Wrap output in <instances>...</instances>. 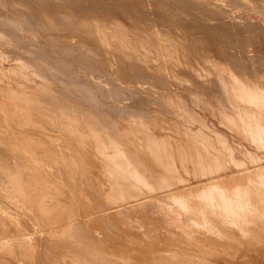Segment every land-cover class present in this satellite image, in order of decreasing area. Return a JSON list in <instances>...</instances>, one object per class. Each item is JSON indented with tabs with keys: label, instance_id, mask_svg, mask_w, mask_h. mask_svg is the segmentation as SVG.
Returning a JSON list of instances; mask_svg holds the SVG:
<instances>
[{
	"label": "bare ground",
	"instance_id": "1",
	"mask_svg": "<svg viewBox=\"0 0 264 264\" xmlns=\"http://www.w3.org/2000/svg\"><path fill=\"white\" fill-rule=\"evenodd\" d=\"M146 1L148 7L142 8ZM247 1L264 10V0ZM117 9L128 12L134 26L142 19L155 18L154 24H161L160 28L170 27L196 73L163 56L157 48L143 46L157 56L164 66L163 72L169 66L184 75L182 78L201 75L204 81H196L199 77L189 81L201 92L192 90L186 97L179 94L174 101L162 97L163 93L159 97H144L145 88H164L168 79L159 72L147 71L140 61L143 57H128L123 45L115 44V30L103 25L111 24L109 17ZM225 10H212L205 0H0V154L20 155L13 151L10 134L19 146L21 138L31 137L25 150L32 153L35 149L45 160L51 159L50 153H58L53 159L62 165L63 171L57 173L65 175L66 179L59 178L69 186L76 184V174H82V183L94 185L88 195L94 200L90 206L97 211L86 219L76 217L73 209L68 211L66 220L51 218L61 211V205L47 193L46 185L56 181L47 174L42 177L38 167L32 168L33 176L25 177L16 171L14 163L1 161L0 183L12 190L0 193V225L11 224L17 217L40 221L48 218L38 234L50 239L37 241V246L41 244L39 249L35 247L38 252L24 264H98L99 251L104 253L108 248L143 254L164 251L147 259L152 264H220L226 260V254H232L241 264H255L253 255L261 253L248 251L251 246L240 236L247 232L259 236L255 231L264 228V193L255 188L252 195L239 183L228 185L226 181L232 177L226 175L225 162L235 158L228 155L232 150L241 149L237 139L255 141L264 135V81L257 79L264 75V63L247 49L249 43L263 40L259 34L264 28L258 21L238 23L231 15H225ZM230 40L240 48L231 51L234 46L228 48L233 45ZM106 50L116 64L113 70L119 75L124 73L119 82L124 84L126 75L136 85L128 84L124 89L117 86L105 64ZM207 50L213 52L207 54ZM249 57L253 61H247ZM216 59L222 66L217 65ZM85 70L91 75H84ZM225 75L236 76L227 80ZM173 83L171 80L170 86ZM228 89L236 94L234 99L228 97ZM125 95L131 100L123 102ZM127 111L134 113L133 119L124 114ZM42 117L50 128H57V134H51L47 125L41 126ZM219 125L232 130L237 137L236 146H230L232 138L228 137L231 141L227 142ZM180 127L184 128L180 134L184 139L176 138ZM41 135L45 137L42 141L37 139ZM82 151L81 156L73 154ZM84 152L96 155L92 159ZM234 163L239 165L241 161L237 157ZM45 165L51 167L48 161ZM87 170H93L92 176ZM175 171H192L196 179L185 184ZM178 183L183 187H172ZM103 184L108 187H100ZM181 193L182 203L178 197ZM104 197L116 200L107 203ZM257 197L262 204L258 209ZM14 199H18L17 204L11 202ZM256 224L257 228L251 229ZM4 228L1 232L7 229ZM239 232L241 235H237ZM131 258L135 264L142 260ZM11 259L16 261V256ZM114 259L112 263L117 262ZM109 260L102 258L101 262L108 264Z\"/></svg>",
	"mask_w": 264,
	"mask_h": 264
},
{
	"label": "rangeland",
	"instance_id": "2",
	"mask_svg": "<svg viewBox=\"0 0 264 264\" xmlns=\"http://www.w3.org/2000/svg\"><path fill=\"white\" fill-rule=\"evenodd\" d=\"M205 1H206L207 7L210 8V9H212V10L218 11L221 8L224 9V10L226 9L225 12H224L225 15H229V16L231 15L230 17H232V19H236L238 21V23L240 22V23L245 24L248 21H251L252 23L253 22L255 23V22L258 21L257 23L264 28V10L262 9V6L261 5L256 4L253 1H247V0H224L221 3H220L221 0H205ZM207 1L208 2L210 1V2L207 3ZM148 4L149 3L146 1V2H144L141 5V7L142 8H147L148 7ZM243 5H245V6H243ZM255 6H256L257 10H256ZM230 8H231V10H230ZM258 8H260V10ZM113 12L115 13V16H113L112 14H114V13H112L110 15V17H109V18H111L110 19L111 20V24H104L103 27H106V28L107 27H109V28L112 27V29L115 30V37H114L115 38V44H119V45L122 44L123 47H124L123 48L124 49V52H125L126 56H128V57H131V58H134V59H138V58L140 59V58L143 57V60L140 59V61H141V64L145 66L144 69H146V70L149 69L150 71L152 70L154 73L155 72H159V73L165 75L167 77L166 79H168L167 80L168 81V84H167V86L165 85L167 87V91H166V87L160 88V89H158V87H157L156 89H151V90H148V91H147L148 88L147 89L145 88V90L142 93V95H144V97H147L148 95H150V96H153L154 95L156 97H159L163 93L162 94L163 95L162 97L166 96L165 98H169V99H171V100L174 101L177 97H179V94H180L181 97L185 94L184 97H186V95L189 96V94L192 92V90H194L193 92H195V93L196 92H201V90H198V89L196 91V89H194L195 85L189 83V81L190 82L191 81H195V79L198 78V77L199 78L196 81H204V78L201 77V75H194V76L191 75V77H190L191 80L188 79V78H182L184 75H181L180 76L179 75L180 73L178 72V70L172 69V68L170 70L169 66H167L166 72L165 71L163 72L164 66L161 63L158 62L159 60H158L157 56H155V54L153 53V51H150L151 49H156L157 48V51H159V53L162 52L163 53V56L170 58L173 62H176L178 64H181L182 66H184V68H186L187 70H189L190 73H196L194 71L193 66H190L191 64H189L188 57L185 55V53H183L184 51H182V48L179 47L180 46L179 41L173 38L174 36L171 33L172 31H170V27H168L166 29H165V27H167V26L162 27L163 29L160 28L159 26H161V24H158L157 22H155V24H154V19L155 18L153 20H149L151 25H148L149 24V21H146L145 19H142L141 23L135 24V26H134L135 21H133V18L130 16V14L128 12L126 13L125 11H122V10L119 12L118 9L115 10V11H113ZM117 13H119V14H117ZM233 13H234V15H233ZM120 14H122L121 15L122 17H120ZM123 14H125V15L123 16ZM229 16H227V17H229ZM123 20H125V21H123ZM131 20L133 21L132 24L130 22ZM246 20H248V21H246ZM124 22H125V24H124ZM145 23H146V25H145ZM121 24H122V26H121ZM124 25H125V27H124ZM143 25H145V26H143ZM146 26H147V28H145ZM126 27H128V28L131 27V28L128 29ZM41 28H39V29H41ZM122 28H123V30H122ZM142 28H143L142 34L144 36L141 34ZM147 29H149V30H147ZM127 31H129V32L132 31V32L131 33H128ZM134 31L138 33L137 36H136V33L133 34ZM94 32L97 33V34L99 33L98 32V29H96V28L94 29ZM167 32H168V34H167ZM169 32L172 34V37H171V34ZM236 34H237V36H239V35H241V32H236ZM263 34H264V31H263V33L261 32L259 34V37L261 36L263 38L264 37ZM148 36H149L150 39L149 38L147 39ZM169 36H170V38H169ZM71 39L72 40H75L74 37H72ZM151 39L153 41H151ZM261 40L259 42H257V43H251V44L249 43V46L250 47L248 45H247L248 47L247 46L246 47H247V49L250 50L249 51V54H251V56H252V54H253V56H254V54H256L255 55L256 58H259L260 57L257 61L263 59V61H260V63L261 62L264 63V53H262V51L264 52V38H263L262 41ZM130 41H132V43ZM138 41H140V42H138ZM231 43H233V42L230 40L229 44H231ZM163 44H165V45L163 46ZM143 45H146V46H148L151 49L148 50ZM127 46H128V48H127ZM233 46H234V43H233V45L228 46V48L230 49V47H233ZM237 47L234 46L233 47L234 49L231 48L230 50L231 51H236L235 49ZM179 48H180V50H179ZM238 48H240V47H238ZM134 51L137 52L138 55H135ZM149 51H150V53H149ZM104 52H105L104 54H105L106 60H107L105 64H106V66H107L108 69H111V71H109L110 74H111V78L114 79L115 82H117V86L120 85L119 87L120 88L123 87V89H124V87H127V86L129 87L130 86L128 84H134V85H136L137 83H134L135 81L129 79V76H126V75H125L124 78L128 82L127 85H126V81L124 82L125 86H123L124 85L123 82H119V80H120L119 78H121V77L123 78L122 75H124V73H121L119 75V73H117L115 71V69L113 70V68L116 66V64L114 63V61L112 59L110 60V58H112V57H109L110 56L109 50H108V53H107V50L104 51ZM211 52H213V51L207 50V54H211ZM133 53H134V55H133ZM148 53H149V55H148ZM150 56H151V58H150ZM185 57H186V59H185ZM144 59H145V61H144ZM250 59H251V57H249V59L247 61H249V62L250 61H253V59L252 60H250ZM3 61H4V64H6L7 61H5V60H3ZM110 61H111V64L109 63ZM216 61H217V65H219V67L222 66V64L220 63L219 60L216 59ZM114 64H115V66L113 67ZM88 71L89 70H85L84 75L90 76L91 75L90 74V71L89 72ZM117 75H118V77H117ZM192 76L194 78H192ZM234 76H236V75H227V76L225 75V79L228 77L227 80H230V79L231 80H234ZM241 76L247 77V78H253V76H255V75H253V76L252 75L251 76L248 75L249 77L246 76V75H241ZM257 76L258 75H256V77ZM259 76L264 77V75H259ZM258 77H257V79L259 81L260 80L264 81V79H261V78H258ZM171 80H172V83H173L174 80H176V84L173 83L174 85H171L170 86ZM250 80H252V79H250ZM132 81H133V83H132ZM181 83L184 84V85H181ZM179 85H180V87H179ZM146 86L148 87L147 84H146ZM169 86L170 87H173V88H169ZM181 86H182V88H181ZM178 88H181V90L178 89ZM164 89H165V91H164ZM156 90H157V92H156ZM159 91L161 93H159ZM188 91H189V93H188ZM227 91H228V97L230 99H234V97H236V94H234L230 89H228ZM175 92H176V94H175ZM158 94H159V96H158ZM124 97H127V99L125 98L126 101L123 100V102H127L130 99V98H128L129 97L128 95H125ZM172 97L174 99H172ZM188 104L191 105V103L189 101H188ZM153 107L156 108L158 106L157 105H155V106L153 105ZM227 110H229L228 111L229 114L230 113L231 114L233 113L232 109H230V107L228 108V106H227ZM131 112L132 111H127V112H124V114L127 115V116H129L130 119H133L132 116H133L134 113L133 112L131 113ZM263 116H264V114H263ZM207 117H208V119H211V121L213 122V124L214 123L216 124V122H214L215 120H213L211 117L209 118V116H207ZM119 121L123 122V119H119ZM40 124H41V126L47 125L46 127H48L50 130H52V131H50L51 134H57V128H55V127H53V128L51 127L50 128V125H48V123L46 124V122H45V120H44L43 117L40 119ZM217 124H216V126H217ZM38 127L41 128L40 125ZM225 127L223 128L221 125H219L218 126V129L221 130V132L223 130L225 131L224 133H225V137L227 136L226 137V139L228 140L227 142L231 141V139L229 138L230 139L229 140L228 137H231L232 138L231 143H229L231 147L236 146L235 142H237L236 141L237 137H235L231 133L232 130L230 128H225ZM53 129H54V132H53ZM183 130H184V128L180 127V129L177 131V134H179V135L176 134L177 135V137H176L177 139H178V137L180 139L181 138L184 139V135L181 136L183 134V132H184ZM228 132H229V134H228ZM222 136L224 137L223 133H222ZM40 137L39 138L36 137V138L38 140H41V141L44 140V138H45L42 135ZM37 139H35V140H37ZM237 140L239 141V146L241 147V149H239V151H237L238 149H234L228 155H230V154L232 155L233 154L232 156H234L236 159L238 157L239 160L241 161V163L239 164L240 166L237 165V164L235 165V163H234V161H236L235 158H233V159L225 162V167L227 165V167L225 168L226 175L227 176L230 175V177H232L231 179L227 180L226 183L227 184L229 183L228 185H230V184L231 185H235L236 183H239L241 186H244V188L245 187L248 188L247 189V193L248 194H252L253 195L255 188L256 189L258 188V190L260 189L259 192L264 193V191H263L264 190V184H263V182H264V155H263V153H264V141H262V140H264V135H263V138L262 139L255 140V141L245 140L244 138L237 139ZM10 141H11V144H12L13 151L16 152V153L19 152L20 155H18V157H12L11 155H3V154H0V156H1L0 157V162L1 161L2 162L4 161V162L9 163V164L14 163V165H15L14 168L15 169L17 168L16 171L19 174H24L25 177L33 176L32 168L38 167L37 169L40 171L42 177L45 174H47L49 176V178L53 179V181H56L55 184L52 183V184H47L46 185V190H48L47 193H50L51 196L56 197L57 200H59V203L61 205V209H60L61 211L58 214H54L53 216L51 215L52 216L51 218L58 216L60 218H63V220H66L67 219L66 215L68 214V211L70 212V210H72V209L73 210L71 212L74 213L75 216L78 217V218H80V219H86L87 217L90 218L92 216H95V212H97V211H95L96 208H94L93 206H90V205L93 204L92 201H94V200H92L89 197V195H88V192L90 190V187H93L94 185L91 184V185L87 186L86 184L82 183L84 181L82 174H76L75 175L76 184L74 185V187H71V186L68 185V183L64 179H62V177L59 178V176H63L65 178V175H63L62 172H61L62 173L61 175H60V173H57V172L63 171L62 165H60L59 162L55 158L53 159V157H57L59 155L58 153H55V154H54V152L50 153L49 156H51L50 157L51 159L45 160L44 157L42 156V154L38 153L35 149H34V151L32 153L30 151H26L25 150V148L28 146V143L30 141H32L31 137H29L28 139L27 138H21V141H23L21 143V146L13 143V139L11 137V134H10ZM105 144H107V143H105ZM109 145L110 144H107L105 146L109 147ZM227 145H228V143H227ZM251 145H252V147H251ZM74 146H77V145H74ZM247 146H248V148H247ZM252 149H253V151H252ZM249 150H251V151L249 152ZM82 153H83V151L82 152L73 153V154L74 155L77 154V155H80L81 156ZM65 154H67V153H64V155ZM70 154H72V153H70ZM84 154L87 155V156H89V157L92 156L91 157L92 159H94V157L96 155V153H93V152H84ZM252 154L254 155V158H253V155ZM248 156H250V158H248ZM245 159H247V160H245ZM47 161H48V163L50 164L51 167H48V166L45 165ZM233 164H234V166L239 167L238 170L236 169V167L233 166ZM58 166L61 167L62 169L61 170L58 169ZM229 167H230V169H229ZM52 171H53V173L54 172L55 173L53 174ZM87 171L90 172V176H92V171L93 170H91V171L90 170H87ZM1 173H2V170H0V177L2 175ZM178 174H180V175H178ZM181 174H182V176H181ZM55 175H57L58 177L55 176ZM175 175L178 176V177H180L181 179H183L182 182H184L185 184L193 183L195 181V179H196V176L192 173V171H189V172L187 171V173H181L180 171L179 172L178 171H175ZM183 175L184 176L186 175V177H184ZM189 175H190V177H189ZM63 182H64V184H63ZM56 183H58V185H56ZM184 183H183V185H185ZM255 183H256V185H255ZM101 186L108 187V185H106V184L100 185V187ZM172 187H174V188H182L183 186H182V183H178V184H176V185H174ZM252 187H253V189H252ZM4 190L11 191L12 189H10L9 187H6L2 183H0V193L2 194L3 192H5ZM249 190H250V193H249ZM64 194L65 195L67 194L66 195L67 196L66 198H65ZM81 194H82V196H81ZM73 195H75V196H73ZM68 196H69V198H68ZM178 197H179L180 203H182V201H183L182 200L183 193L179 194ZM102 199L108 200L107 203L108 202L111 203V202H114L116 200L115 197H111V198L110 197H104ZM257 199H258V197H257ZM257 199H256V204L258 203L257 206L259 205L257 207V209H258L259 207H261L262 204H261V201L259 199L258 200ZM17 200L18 199H14V200H11V202H13V203L15 202L17 204V202H18ZM24 202L27 203L26 200H24ZM65 202H67V203H65ZM153 202H154V200H153ZM23 208L26 209V207H23ZM65 208H66L67 212H66ZM17 209H20V208H17ZM74 209H75V211H74ZM86 210H89V211L91 210V213L90 212L89 213H86ZM18 219L21 221V223L23 225L20 224V221ZM23 219H24V222H23ZM47 219L48 218L44 219L43 221H40V219H34V218L33 219H30V218H27V219L26 218H22L21 219V217H17V219H15L11 224H5V225L2 224V226L0 225V227H1L0 228V235H1L0 236V246H1L0 247V250H1L0 256H1V259L0 260H2V261H0V264H16V263L17 264H22V263L24 264L26 261H32L34 259V256H33L34 252L37 253L38 252L37 249H39V247L41 246V244L38 245V246L36 245L37 241L40 243V242H44L45 241V238L50 239L49 237H45V236L42 237V235L38 234L39 233L38 229L41 228L42 223L44 221H46ZM30 222L32 223L31 225L29 224ZM27 223H28V226H26ZM9 225H10L12 231H11ZM4 227L7 228L6 229L7 231L4 230L5 229ZM23 227H24V229H23ZM258 227H261V226L258 224ZM2 228H4L3 229V232H1L2 231ZM16 228H18L16 230V231H18V233L15 232V229ZM256 228H257V224H256V227L254 225V226H252L251 229H254L255 230ZM262 229L264 230V228L262 227L258 231L257 230L255 231L256 233L258 232L259 236L251 235V232L250 233H248V232L245 233L246 234L245 236L244 235L242 236L240 234V232H239V234H237V235H241L240 237L244 238V241L246 242V244L249 245V246H251V247H248V249H247L248 251L254 250V251H258L259 253H261L260 255H258V254L257 255H253V257H254L253 260L255 261V264H264V231H262ZM9 230H10V232H9ZM255 232H253V233L255 234ZM1 233H3V234H1ZM35 235H36V238H35ZM39 236L42 237V238L39 239L40 238ZM33 238H34V240H32ZM242 238H240V239H242ZM29 239H31V241ZM122 240L128 241L125 238H122ZM148 243H149V241H148ZM35 247H38V248L36 249ZM34 248H35V250H33ZM240 248L241 247H239L237 249V251ZM227 250L228 249H226V251ZM232 250H233V248H232ZM104 251L106 252V254H105V252L102 253L101 251H99V254L97 256V259L99 261L98 264H102V262H101V259L102 258L103 259L104 258L105 259L108 258V260L110 258L108 264H135L133 262L131 256H134V257H136L138 259H141L142 258V260L139 263H137V264H152V263H149L147 261V259L152 254H156V253L158 254V253H162V252L164 253V251H162V250L147 251L144 254L143 253H140L138 251H134V250H132V251L120 250V251H117L116 252L115 250H112L110 248L104 249ZM19 252H20V254H19ZM214 253H216L217 256L219 255V253H217V252H214ZM4 254H5V257H4ZM13 254H14V256H13ZM117 254H119V256ZM112 255H114V256H112ZM226 255H227L226 256V260L221 261L220 264H241V263H239V261L236 260V258H234L233 256H231L232 254H226ZM2 256H3V258H2ZM15 256H16V259L15 260L17 262L11 259V257H13V259H14ZM144 256H147V257H144ZM52 257H54V256H51V258ZM54 259L57 261V263H61V259H59L58 257L57 258L55 257ZM113 259L116 260L117 262L112 263V260Z\"/></svg>",
	"mask_w": 264,
	"mask_h": 264
}]
</instances>
